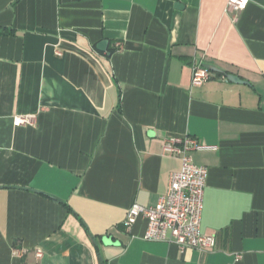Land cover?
Instances as JSON below:
<instances>
[{"label": "crops", "instance_id": "crops-1", "mask_svg": "<svg viewBox=\"0 0 264 264\" xmlns=\"http://www.w3.org/2000/svg\"><path fill=\"white\" fill-rule=\"evenodd\" d=\"M228 1L0 0V264H264V0ZM186 137L207 148L188 153L209 172L207 252L124 226Z\"/></svg>", "mask_w": 264, "mask_h": 264}, {"label": "built area", "instance_id": "built-area-1", "mask_svg": "<svg viewBox=\"0 0 264 264\" xmlns=\"http://www.w3.org/2000/svg\"><path fill=\"white\" fill-rule=\"evenodd\" d=\"M249 0H229L226 13L234 17L244 10ZM117 48H120L119 45ZM212 72L200 61L192 64V86L200 87L213 78ZM17 126L31 124L29 117L15 118ZM197 140L190 137L170 139L164 145V152L175 155L182 160L179 171L170 175L167 193L153 207L134 204L127 213L124 226L127 229L144 219L147 223L144 239L151 242H167L177 244L182 249H194L202 252L211 251L215 247V238L204 235L201 231L204 210L205 189L208 169L196 165L189 156L191 150H205ZM44 254L41 250L35 253L36 261L41 264Z\"/></svg>", "mask_w": 264, "mask_h": 264}, {"label": "water", "instance_id": "water-1", "mask_svg": "<svg viewBox=\"0 0 264 264\" xmlns=\"http://www.w3.org/2000/svg\"><path fill=\"white\" fill-rule=\"evenodd\" d=\"M108 46H109V41L107 40H104V41H101L99 44H98V50L100 52H103V53H106L108 51ZM110 55V54H109ZM228 79L233 82V83H244V81L236 76V75H233V74H230L228 75Z\"/></svg>", "mask_w": 264, "mask_h": 264}]
</instances>
